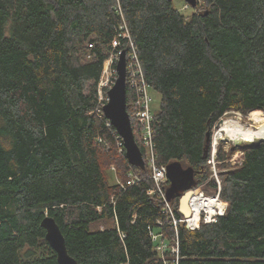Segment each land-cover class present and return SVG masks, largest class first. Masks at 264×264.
<instances>
[{"label":"trees","instance_id":"trees-1","mask_svg":"<svg viewBox=\"0 0 264 264\" xmlns=\"http://www.w3.org/2000/svg\"><path fill=\"white\" fill-rule=\"evenodd\" d=\"M204 1L187 17L169 0H0V264H59L47 215L79 264H164L151 231L163 233L170 257L178 237V264H264V144L218 147L227 210L191 230L174 226L165 200L149 193L156 183L133 90L128 112L145 168L129 163L97 111L113 42L127 53L134 43L161 95L156 162L192 166L196 188L212 193L207 132L229 111L264 110V0ZM238 149L243 161L231 166ZM171 205L183 218L180 198Z\"/></svg>","mask_w":264,"mask_h":264},{"label":"built area","instance_id":"built-area-1","mask_svg":"<svg viewBox=\"0 0 264 264\" xmlns=\"http://www.w3.org/2000/svg\"><path fill=\"white\" fill-rule=\"evenodd\" d=\"M118 8L120 10L119 6ZM120 29H125L127 32L126 24H122ZM126 32L124 33V37H129ZM113 44L115 47L113 57L105 61L100 80L97 84V92L95 96L98 103V112H103V107L109 100L108 91L110 88H112L117 78L116 64L120 58V55L123 53L122 50L118 49L120 43L117 39L113 42ZM128 86L134 92L132 107L134 109L135 118L141 130L140 139L145 147L146 160L156 183L155 189L150 190L149 193H156L165 200V212L168 214L169 219L172 220L173 225L176 227L178 224H185L189 229L195 230L200 228L202 222H216L218 217L223 216L226 213L228 206V203L220 198L222 181L219 175L216 160L218 142L215 140V138L212 139L211 156L208 159V164L211 166V170L213 172L211 177L216 183L215 189L212 191V193L206 194V189H203L201 186L196 189V186H194V193L190 201L192 215L186 218L176 217L171 202L167 201L166 198V191L170 184L167 177V165L158 164L156 162L152 132V120L154 114L151 111L150 106L152 100L150 96L151 85L146 80L144 70L142 68V64L140 62L137 50L135 49L134 43H131V48L127 53V87ZM120 144L123 145V140ZM132 183H134V181L130 182V184ZM211 201H216L218 204H211V206H208ZM151 236L157 243V249L164 260V264H178L180 260L178 237H176L175 240L176 246L171 248V253L174 255L170 257L167 255V252L169 251V243L165 239L163 233L151 231Z\"/></svg>","mask_w":264,"mask_h":264},{"label":"water","instance_id":"water-1","mask_svg":"<svg viewBox=\"0 0 264 264\" xmlns=\"http://www.w3.org/2000/svg\"><path fill=\"white\" fill-rule=\"evenodd\" d=\"M173 1V0H169ZM191 7H196L198 0H185ZM117 78L114 85L108 91V102L103 107V114L116 128L119 136L123 140L126 157L131 165L145 168L146 162L143 152L137 143L130 114L128 112L127 99V52L123 51L116 64ZM220 123L223 122L221 118ZM212 132L208 131L206 135V147L204 157L208 158L212 146ZM234 146L244 149L256 148L264 141H233ZM167 177L169 186L166 191L167 201L171 202L177 197L180 198L179 211L183 217H190L192 215V208L190 205L191 197L193 195V187L196 186L195 170L192 166L184 167L181 162H172L167 165ZM198 189V187L196 188ZM200 190V189H199ZM43 226L46 229V239L57 253V260L59 264H79L78 261L72 257L67 249L65 236L56 222V220L47 215L43 221Z\"/></svg>","mask_w":264,"mask_h":264},{"label":"rangeland","instance_id":"rangeland-1","mask_svg":"<svg viewBox=\"0 0 264 264\" xmlns=\"http://www.w3.org/2000/svg\"><path fill=\"white\" fill-rule=\"evenodd\" d=\"M174 6L179 9L182 13H184L187 17H190L194 12H196L198 9H204L205 8V1L204 0H198V4L196 7H191L190 5L187 4V2L185 0H173ZM113 52L111 51L108 59H110L111 57H113ZM90 90V87L88 88V91ZM150 96H151V111L153 112V114L159 112L160 108H161V95L159 92H157L156 90H154L153 88L150 89ZM262 112H264V110H262ZM264 116V115H263ZM227 118H233V119H238L240 120L241 124H246V125H250L253 120L252 118H250V112L248 114H243L241 112L238 111H229L227 112L222 119H227ZM220 121V120H219ZM217 122L215 124L214 127V132H213V138L218 140V147H223V149L226 150V152H229L230 149L232 148V146L235 145L234 142L230 141V140H226L223 141L224 139L227 138H221L220 135V129H221V123ZM223 134V133H222ZM224 135V134H223ZM220 138V139H219ZM243 157H244V151H242L241 149H238L236 151H234L230 158L228 160H226L227 163L231 164V166H238L242 163L243 161ZM217 168L220 174V168H219V162L217 161ZM112 171H115V167L111 166ZM212 171V170H211ZM113 172H111V174H113ZM213 172H211L212 174ZM116 178L117 176H112V182H116ZM221 178V177H220ZM203 189H206L205 187L201 186ZM210 192L206 191V194H209Z\"/></svg>","mask_w":264,"mask_h":264},{"label":"bare ground","instance_id":"bare-ground-1","mask_svg":"<svg viewBox=\"0 0 264 264\" xmlns=\"http://www.w3.org/2000/svg\"><path fill=\"white\" fill-rule=\"evenodd\" d=\"M250 118L253 122L250 125L241 124L239 118H227L223 119L221 123L220 135L223 141H264V116L261 111H254L250 113ZM224 135H223V134ZM220 139V138H219ZM217 142L218 140L215 139ZM211 204H218L216 201H211L208 206Z\"/></svg>","mask_w":264,"mask_h":264}]
</instances>
